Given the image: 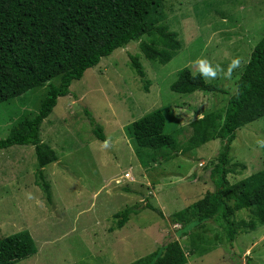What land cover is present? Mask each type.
I'll list each match as a JSON object with an SVG mask.
<instances>
[{
	"label": "rangeland",
	"instance_id": "1",
	"mask_svg": "<svg viewBox=\"0 0 264 264\" xmlns=\"http://www.w3.org/2000/svg\"><path fill=\"white\" fill-rule=\"evenodd\" d=\"M163 5L161 24L177 32L181 49L172 51L148 35L140 41L169 53L167 64L148 60L140 41H132L74 81L70 94L58 99L44 121L41 139L58 155L57 162L43 169L51 185V203L36 182L34 147L1 151L0 239L29 230L37 246L35 255L16 264H129L155 251L170 235L186 252V264H264V225L239 232L230 245L212 221L184 229L183 223L173 220L174 213L215 190L210 171L221 142L192 144V122L226 111L254 47L264 37V0H164ZM133 55L140 60L144 77L132 68ZM235 57L242 64L231 80L207 81L228 94L202 90L181 94L170 88L182 69L199 73L194 63L198 58L227 70ZM47 89L38 87L11 102H0V139L20 119L39 111ZM85 108L101 125L105 141L96 138ZM155 109L166 115L165 132L177 137L179 147L150 151L155 160L144 166L128 126ZM258 139H264V114L237 131L230 151L236 165L228 175L231 183L264 169ZM147 203L160 208L165 217ZM129 207L138 213L116 229V213ZM250 217L242 210L234 219Z\"/></svg>",
	"mask_w": 264,
	"mask_h": 264
},
{
	"label": "trees",
	"instance_id": "2",
	"mask_svg": "<svg viewBox=\"0 0 264 264\" xmlns=\"http://www.w3.org/2000/svg\"><path fill=\"white\" fill-rule=\"evenodd\" d=\"M163 3L164 0H0V102H11L32 89L48 86L39 111L20 119L8 136L0 139V153L13 146L34 147L38 165L36 182L49 203L52 202L51 185L43 169L57 162L58 155L41 139L44 121L58 99L70 94L74 81L82 79L102 58L130 42L148 35L172 51L181 49L177 32L161 24L165 19ZM140 48L152 62L164 65L171 60L169 53L144 41H140ZM130 63L139 76H145L137 56H130ZM55 78H60L59 83L52 82ZM237 86L239 93L230 96L223 114L210 113L192 122V144L221 142L219 153L211 163L215 190L173 214V220L183 223L184 229L212 221L222 228L230 245L239 232L249 233L264 225V169L235 183L228 179L236 168L230 151L237 131L264 114V37L254 47ZM170 88L181 94L199 90L228 94L189 68L179 72ZM85 115L96 138L105 141L101 125L88 108ZM166 125L164 112L155 109L128 126L135 154L142 165L155 160L150 151L178 149V139L165 132ZM146 206L165 217L160 208L150 203ZM242 210H247L251 217L236 221L235 214ZM137 213L132 207L116 213V229L123 228L130 216ZM36 253L37 246L29 230L0 239V264H16ZM186 263V252L170 235L155 251L129 264Z\"/></svg>",
	"mask_w": 264,
	"mask_h": 264
},
{
	"label": "clouds",
	"instance_id": "3",
	"mask_svg": "<svg viewBox=\"0 0 264 264\" xmlns=\"http://www.w3.org/2000/svg\"><path fill=\"white\" fill-rule=\"evenodd\" d=\"M195 65L201 75V77L205 80H215L218 77H222L227 80H231L233 78L232 74L233 72L241 67L242 60L239 57H235L231 60L229 63L227 70L220 65L216 64L213 65L210 60L207 58H198L195 62ZM233 92L235 94L239 93V87L237 86L236 88L233 89ZM256 144L264 149V139H258L256 141Z\"/></svg>",
	"mask_w": 264,
	"mask_h": 264
},
{
	"label": "water",
	"instance_id": "4",
	"mask_svg": "<svg viewBox=\"0 0 264 264\" xmlns=\"http://www.w3.org/2000/svg\"><path fill=\"white\" fill-rule=\"evenodd\" d=\"M80 104H82V105H85V104H83V102H82V101H80Z\"/></svg>",
	"mask_w": 264,
	"mask_h": 264
}]
</instances>
